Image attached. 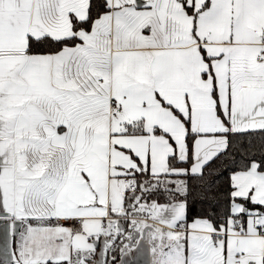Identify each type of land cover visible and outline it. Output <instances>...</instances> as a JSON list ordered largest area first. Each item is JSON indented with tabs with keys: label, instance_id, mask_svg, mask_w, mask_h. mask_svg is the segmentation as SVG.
<instances>
[{
	"label": "snow or ice",
	"instance_id": "snow-or-ice-1",
	"mask_svg": "<svg viewBox=\"0 0 264 264\" xmlns=\"http://www.w3.org/2000/svg\"><path fill=\"white\" fill-rule=\"evenodd\" d=\"M0 264H264V0H0Z\"/></svg>",
	"mask_w": 264,
	"mask_h": 264
}]
</instances>
